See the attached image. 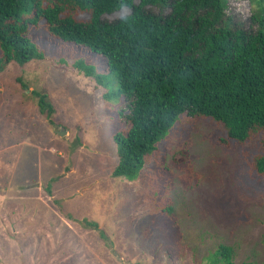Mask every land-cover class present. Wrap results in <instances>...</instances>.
<instances>
[{
	"label": "rangeland",
	"instance_id": "obj_1",
	"mask_svg": "<svg viewBox=\"0 0 264 264\" xmlns=\"http://www.w3.org/2000/svg\"><path fill=\"white\" fill-rule=\"evenodd\" d=\"M250 1L264 18V1ZM37 35L43 59L0 73V264H210L219 245L235 264L263 263L258 138L226 147L220 125L181 114L130 181L113 178L120 100L71 69L104 62ZM32 91L49 96L54 126Z\"/></svg>",
	"mask_w": 264,
	"mask_h": 264
},
{
	"label": "trees",
	"instance_id": "obj_2",
	"mask_svg": "<svg viewBox=\"0 0 264 264\" xmlns=\"http://www.w3.org/2000/svg\"><path fill=\"white\" fill-rule=\"evenodd\" d=\"M37 33L104 62L96 71L71 69L120 100L110 112L123 124L113 137L118 156L113 178L130 181L185 114L220 125L226 147L256 136L262 151L249 168L264 179V18L252 12L250 0H0V73L12 63L23 67L43 59ZM31 93L54 126L47 93ZM186 153L182 150L183 161ZM81 224L110 243L97 224ZM208 260L235 264L232 249L223 245Z\"/></svg>",
	"mask_w": 264,
	"mask_h": 264
}]
</instances>
